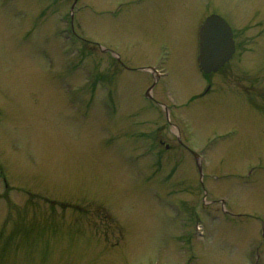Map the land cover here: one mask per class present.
Instances as JSON below:
<instances>
[{
    "label": "rangeland",
    "instance_id": "obj_1",
    "mask_svg": "<svg viewBox=\"0 0 264 264\" xmlns=\"http://www.w3.org/2000/svg\"><path fill=\"white\" fill-rule=\"evenodd\" d=\"M74 1L0 0V264H264V0Z\"/></svg>",
    "mask_w": 264,
    "mask_h": 264
},
{
    "label": "water",
    "instance_id": "obj_2",
    "mask_svg": "<svg viewBox=\"0 0 264 264\" xmlns=\"http://www.w3.org/2000/svg\"><path fill=\"white\" fill-rule=\"evenodd\" d=\"M200 64L206 72L220 68L233 54L235 41L233 30L218 14L210 15L200 31Z\"/></svg>",
    "mask_w": 264,
    "mask_h": 264
},
{
    "label": "flooded vegetation",
    "instance_id": "obj_3",
    "mask_svg": "<svg viewBox=\"0 0 264 264\" xmlns=\"http://www.w3.org/2000/svg\"><path fill=\"white\" fill-rule=\"evenodd\" d=\"M234 58V57H233ZM233 58L231 59V60H229L219 71L221 72L222 71V69H224V67H226V65H228V63H230L232 60H233ZM210 76H208V78H209Z\"/></svg>",
    "mask_w": 264,
    "mask_h": 264
}]
</instances>
